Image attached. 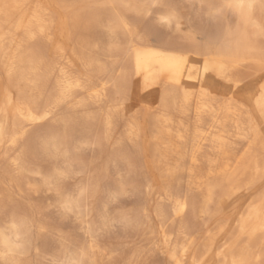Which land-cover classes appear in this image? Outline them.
<instances>
[{
  "label": "bare ground",
  "instance_id": "6f19581e",
  "mask_svg": "<svg viewBox=\"0 0 264 264\" xmlns=\"http://www.w3.org/2000/svg\"><path fill=\"white\" fill-rule=\"evenodd\" d=\"M227 1L238 12L240 20L245 19L256 2ZM44 6L41 0H0V73L12 81V87L17 92L16 100H13L8 87L0 83L3 90L0 98V147H14L25 135L26 127L53 118L61 108L67 107L73 111L85 104L83 100L74 98L75 91L83 86V77L80 80L81 75H75L58 63V60L67 58L62 46L55 47L51 58L41 52L44 41H54L52 28L57 24L55 13ZM216 12L219 9H215ZM174 14L169 11L163 18H172ZM97 23L102 24L99 20ZM248 24L244 23V26ZM128 27L129 24L123 21L112 32L117 36L118 32L126 34ZM223 27L218 24L213 35L210 33V36L203 37L205 43L194 46L192 43V48L184 51L161 41L159 36L154 42L140 37L137 39L139 45L132 37L133 42L129 41L124 49L119 45L109 47L102 56L120 60L123 69L117 76L110 75L105 83L99 84V88L90 89L91 99L104 97L107 87L114 90L113 94L121 96L101 122L106 141L111 140L115 129L112 112L117 107L126 106V109L133 110L139 102H143L149 110L157 113L151 118L147 117L151 124L148 133L153 144V163L159 172L163 193H156L151 185L145 190L150 199L156 197L159 202H170V215L164 203L155 206L152 213L155 220L151 218L157 224L160 250H165L169 264H264V185H259L264 177V80L254 89L247 81L250 75L244 72L251 65L262 67L264 52L251 46L244 33L233 38ZM130 32L127 33L130 35ZM31 42L35 44L32 51L28 50L29 46L26 47ZM74 55L83 71L91 77L105 73V63L99 55L93 56L84 51ZM113 72L108 74L113 75ZM214 80L223 83L224 89L230 86L229 89L232 88L237 97L227 98L223 94V97H217V83ZM97 82L93 81L94 84ZM44 91L47 92L45 98L42 97ZM145 119L141 113L127 115L124 119L123 139L134 152L141 147L145 134L142 122ZM87 121L90 118H86ZM56 122L59 127L55 129L57 135L46 148L54 152L66 149L67 142L76 137L71 130L76 131L80 125L79 120L71 116H62ZM80 127L83 132L91 130ZM202 147L207 149L202 151ZM132 156L129 151L120 153L118 157L129 162ZM14 166L19 167L18 163ZM187 169L188 172L185 171ZM182 175L187 178L183 184L177 180ZM202 179L208 184L219 182L218 206L220 211L230 210L231 218L221 217L214 229L205 230L201 236L195 233L200 236L197 238L196 235L193 237L194 232L189 228L191 223L188 225L185 212L192 206L193 195L200 189ZM73 204L64 200L63 208L71 210ZM135 225L140 226L138 222ZM26 252L19 224L11 220L7 231L0 225L1 263L21 264V257ZM83 260L84 255L79 254L66 263L81 264Z\"/></svg>",
  "mask_w": 264,
  "mask_h": 264
},
{
  "label": "rangeland",
  "instance_id": "374dc122",
  "mask_svg": "<svg viewBox=\"0 0 264 264\" xmlns=\"http://www.w3.org/2000/svg\"><path fill=\"white\" fill-rule=\"evenodd\" d=\"M41 1L46 5L44 7H50L57 20V24L52 28L54 41H44L41 52L45 57L51 58L55 47L62 46L67 58L58 60V63L60 67L75 75H81L80 80L83 77L81 80L83 86L75 91L74 98L83 100L85 104L73 111L67 107L61 108L60 112L51 117L52 119L26 127L25 135L18 140L20 141L17 142L18 145L10 148L6 145L0 147V225L7 231L11 220L19 224L21 239L27 247L26 254L21 257V264H67L70 258L79 254L84 255L81 264H169L165 250H160L157 224L152 221L155 220L152 213L154 214L155 206L166 203L164 205L170 215V202H159L156 197L150 199L146 196L145 190L151 185L156 193H163L159 172L153 163V144L148 133L151 131L149 130L151 124L147 117L151 118L157 113L149 110L143 102H139L133 110L119 106L118 110L116 108L117 112L115 110L112 112L115 129L111 140L106 141L103 138L101 122L106 112L119 102L121 96L113 94L114 90L107 87L104 97L98 100L91 99L90 89L99 88L98 86L102 85L100 83H105L110 75L117 76L122 71L123 65H120L122 64L120 60L104 58L102 53L116 45L120 48L123 46L124 49L129 41L133 42L132 39L139 45L137 39L140 37L154 42L156 36L180 51L189 50L192 48L190 47L192 43V46L205 43L206 35L210 36V33L213 35L218 24H222L233 38L244 33L251 46H256L264 52V0H256L253 9L245 16L244 20L247 22L238 19V12L227 0ZM213 7L219 9V12L214 13ZM169 11L174 12L176 17L164 19L163 16ZM65 20L68 22L65 23ZM98 20L101 21V25H98ZM166 20H170V24ZM123 21L129 24L128 31L126 34L118 32L117 36L112 29ZM244 23L249 24L244 26ZM132 30L134 32H130ZM127 32H130L131 36ZM26 47L32 51L35 49V44L31 42ZM78 51L93 56L99 55L100 60L105 63V73L91 77L83 71L80 63L75 59L74 54ZM116 66L120 69L117 67V70ZM109 72H113V75L108 74ZM244 72L251 76L247 81L255 89L257 84L264 80V63L262 67L251 65ZM0 78L2 79L0 83L8 87L13 100H16L17 92L12 87V81L1 73ZM92 80L99 82L94 84ZM214 81L217 83L215 84L217 97L221 98L223 95L227 98L237 97L238 94L232 88L230 90V86H226L225 90L223 83ZM2 92L3 90L0 89V98ZM86 92H89L88 95ZM46 96L47 92L44 91L42 97ZM139 112L143 118L144 116L146 118L142 122L146 135L144 134L142 138L140 149L135 151L138 153L136 155L128 146V142L123 139L124 119L134 113L139 115ZM62 116L74 117L79 120L80 125L76 131L71 130V134L76 135L73 137L74 141H68L66 149L54 152L46 148L57 135L56 130L59 127L56 120ZM86 118H90V121L86 122ZM80 126L91 130L83 132ZM203 148L202 151L207 149V147ZM129 151L134 156L129 162L119 159L120 153ZM15 163H18L19 167L14 166ZM185 171L188 172V169ZM186 179L182 175L177 180H181L183 184ZM206 182L205 179L200 180V189L195 191L192 206L185 212L188 225L191 223L189 228L194 232L193 237L196 234L201 236L205 230L214 229L221 221V217L231 218L230 210L226 212L219 209V182H209V184ZM259 185H264V177ZM64 200L74 203L71 210L63 208ZM147 214L150 216L148 217ZM135 222L140 226L137 227ZM199 235H196L197 238L200 237ZM219 243L218 241L217 244Z\"/></svg>",
  "mask_w": 264,
  "mask_h": 264
}]
</instances>
